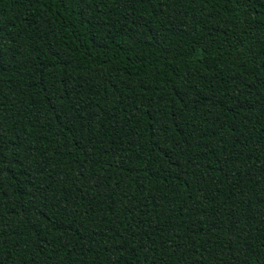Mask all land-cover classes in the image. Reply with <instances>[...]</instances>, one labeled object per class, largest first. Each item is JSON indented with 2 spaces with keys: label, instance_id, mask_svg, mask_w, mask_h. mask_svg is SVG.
<instances>
[{
  "label": "trees",
  "instance_id": "16d2710c",
  "mask_svg": "<svg viewBox=\"0 0 264 264\" xmlns=\"http://www.w3.org/2000/svg\"><path fill=\"white\" fill-rule=\"evenodd\" d=\"M0 264H264V0H0Z\"/></svg>",
  "mask_w": 264,
  "mask_h": 264
}]
</instances>
